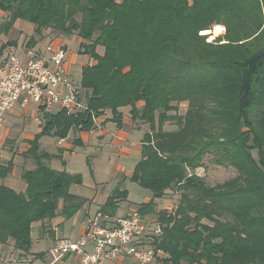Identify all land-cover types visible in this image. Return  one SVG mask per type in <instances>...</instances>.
<instances>
[{
    "label": "trees",
    "instance_id": "obj_1",
    "mask_svg": "<svg viewBox=\"0 0 264 264\" xmlns=\"http://www.w3.org/2000/svg\"><path fill=\"white\" fill-rule=\"evenodd\" d=\"M0 12L4 35L17 21L32 25L27 49L49 33L75 36L78 54L92 60L77 84L85 109L38 108L40 131L21 153L33 163L21 173L24 192L3 184L14 164L0 161V244L11 240L26 255L34 223L68 220L87 202L70 192L81 175L53 169L61 156L39 138L89 132L106 113L121 129L127 109L147 127L129 180L152 196L133 209L161 229L148 238L165 255L155 264H264V0H0ZM15 45L0 46V62ZM205 159L235 176L206 183L196 173ZM169 192L178 196L174 209L156 211ZM127 196L118 186L95 213L121 217Z\"/></svg>",
    "mask_w": 264,
    "mask_h": 264
},
{
    "label": "built area",
    "instance_id": "obj_2",
    "mask_svg": "<svg viewBox=\"0 0 264 264\" xmlns=\"http://www.w3.org/2000/svg\"><path fill=\"white\" fill-rule=\"evenodd\" d=\"M56 44L53 40L39 50H28L25 60L14 49L7 51L5 61L0 62V131L17 105L64 110L67 114L85 109L82 91L66 68L67 50ZM160 233L153 219L143 218L134 209L115 218L97 212L88 218L84 237L75 242L57 241L48 252L50 264L66 255L75 256L78 264H155L165 255L149 245L148 238Z\"/></svg>",
    "mask_w": 264,
    "mask_h": 264
},
{
    "label": "rangeland",
    "instance_id": "obj_3",
    "mask_svg": "<svg viewBox=\"0 0 264 264\" xmlns=\"http://www.w3.org/2000/svg\"><path fill=\"white\" fill-rule=\"evenodd\" d=\"M4 21H6V14L0 12V25ZM30 28H32L31 24L24 21H17L16 25L9 31L7 35L0 33V46L5 44L7 41H14L16 42L15 47H25L24 45H26L28 38L35 36ZM211 31H213V28ZM204 35L208 36L207 41L212 40H210V34ZM46 36H48L46 38H50L51 41L57 39L50 33ZM46 44V40L42 39L39 46H45ZM56 46L59 48L66 47L68 54L75 53L77 52L76 37L72 36L69 39L60 37V40L57 41ZM4 53L5 52H3V54ZM3 54L0 55V59L2 58ZM71 76L73 77L75 84L80 83V73L74 72ZM180 106V113H183L185 105L181 104ZM127 112V109L123 110L126 119ZM40 121L41 119L39 113L37 116H35L30 112H19L16 117L14 116L12 119H10L9 122L5 124V130L3 134H1L2 139L0 141V161H5V157H1L3 153L13 152L18 154L19 152H24L27 149L25 140L27 138H31L35 132L38 131ZM143 129L146 130L147 127H143ZM140 133H142V131ZM69 138L74 139V135L70 133ZM110 139L111 135L109 133L102 141L94 140L87 146L75 145L76 149L74 153L67 152L62 156V158L54 159L50 163L53 169L60 168L69 173L80 174L82 177V184L77 185L75 191L81 197H84L88 200L92 199V205L86 202L81 210V213H76L70 219L65 220L61 216H57L51 221L52 228L57 229L59 227L60 230L63 228V234H61L62 231L59 233L60 238L74 240L75 237H77L79 226L82 225V223L84 224L88 219V217L84 214V211H89L90 216H92L98 208L97 205L94 204L95 200L93 201V195L94 193L96 194V191H100L99 193H102L101 191H103V195L110 194V192L118 186H120L121 189L127 190V202L120 204L116 216H122L128 206L137 208L139 204L146 202L152 197L149 191L140 188L137 184L129 180L133 167L139 158L131 156L129 159H125L121 157V153L118 151L120 148L117 145L112 144ZM58 141L59 140L57 138L41 136L38 142L41 149L54 155H59L60 150L62 149H60L61 147L58 148L56 146ZM62 161L64 162V166L62 165ZM26 163L27 164L22 170L26 168H33L32 162L26 161ZM204 165L205 167L197 169L196 173L202 176L206 183L210 185L222 183L223 181L235 176V172L232 169L214 167L209 163L208 159H205ZM117 167H120L123 170L119 172L116 170ZM18 168H16L13 174L17 178L20 175V168ZM19 182L22 184L24 183L23 180H19ZM15 185L16 184H14V186ZM177 200V194L172 192L166 193L162 200L158 202L159 206L156 208V211L166 210L167 212H171L176 206ZM60 209L61 208H59V210ZM59 221L64 222L58 224L57 222ZM50 236L51 235H49L47 232L44 233L41 228L33 227L31 228L30 234L32 244L28 255H23L21 252L14 250L13 246L6 244L3 246L0 245V256H6L5 260L9 262V254L16 251L15 256L12 257L13 259L15 258L13 260L14 263L12 264H48L50 257L47 255V251L52 243ZM38 254H44V257L42 259H36L33 262H30V260ZM18 259L21 260L18 261Z\"/></svg>",
    "mask_w": 264,
    "mask_h": 264
},
{
    "label": "crops",
    "instance_id": "obj_4",
    "mask_svg": "<svg viewBox=\"0 0 264 264\" xmlns=\"http://www.w3.org/2000/svg\"><path fill=\"white\" fill-rule=\"evenodd\" d=\"M15 25H16V23L14 24V26ZM30 29L33 32V27L30 28ZM45 40L48 43L49 39L45 38ZM58 40H60V39H56L54 41L57 42ZM76 43L78 44V40L77 39H76ZM39 44L40 43H38L34 48H30V49H27L26 45H24L25 47L17 46V47H14V48H16L15 50H16V53L18 54V56L22 60H25L27 58L26 52L28 50H39V49H41L43 47V46L40 47ZM25 49H27V50L25 51ZM65 63H66V68L68 70V73L70 75H72L74 72L81 73V69L83 67H85L86 65L91 64L92 60L86 55H79L78 51H77L75 53H69V54L67 53L66 54ZM19 112H25V113L26 112H28V113L30 112L31 114H34L35 116H37L38 115V108L35 107L34 105H32V106H30L28 108H24V107H21L20 105H17L15 107V109L7 115L6 123H8L9 120L12 119L14 116L16 117ZM109 117H110V114L106 113V114L101 115L98 118H96L95 121H94V128H93V130H91L89 132H73V131H70L69 134L72 133L74 135V139H70L69 138V134H68L67 139H65V140H59L58 139L59 141L57 142L56 146L58 148L61 147L60 149H62V150H60V154H59L61 156V158L67 152H70V153H74L75 152V149H76V146L74 144V140L75 139H80V141L82 143V146H87L94 140H101V141L104 140V138L110 133V135H111L110 141H111L112 144L117 145L120 148L118 151L121 153V157H123L125 159H129L131 156H133V157H138L139 160H140V147H141L140 140L142 139V136H143L144 131H145L143 129V127L133 124L127 118V119L123 120V127L121 129H117L114 123L107 121V119ZM5 126L0 131V141L2 139L1 134H3V132L5 130ZM39 131H40V129L38 128L37 132H39ZM141 131H142V133H140ZM37 132H35V134ZM33 136L31 138H27L25 140L27 148L29 147L28 144H27V141L33 139ZM21 153L22 152H19L18 154L13 153V152L12 153L6 152V153H3L1 155V157H5V161H3V162H7V161H9L12 158L14 167H13L12 173L9 175L11 177L8 176L5 180H3V184L6 185L7 187L13 189L16 192H24L25 188H26L25 183L22 184V183L19 182V180H22L21 179L22 169L27 164L26 161H24V159L22 158ZM18 167L20 168V175L17 178L13 174H14L16 168H18ZM56 170L60 171L62 169L56 168ZM116 170L121 172L123 169L120 168V167H117ZM15 180H18V181H15ZM14 184H16V185L14 186ZM76 186L77 185L71 186L70 192L72 194H74V195L80 196L75 191ZM99 192L100 191H96V194L94 193V195H93V201L95 200L94 204L97 205V207H98V208L96 207L97 209H99L104 204L106 198L109 195V194H104L103 195L102 194L103 191H101L102 193H99ZM97 194H98V196H97ZM82 198H84V197H82ZM86 200H87L88 203H90V205H92V203H91L92 199L91 200L86 199ZM120 204H119V206H120ZM132 209L133 208L131 206L130 207L128 206L127 209L125 210V213L129 212ZM81 210H79L77 213H79V212L81 213ZM84 214H86L85 211H84ZM51 221L49 223H47L46 225H42L41 223H34L32 225V228L33 227H35V228H44V227H46L47 230L50 233H52V235L50 236L51 239H52V243L49 246V249L47 251V255H48L49 250H51L53 247H55V245H56L58 240L66 239V238H60V236H59L60 235L59 233H61V231H62L61 234H63V228L61 230H60L59 227L57 229L56 228H52L51 227ZM63 222L64 221H59L57 223L59 224V223H63ZM58 226H60V225H58ZM86 226H87V220H86V222L84 224L82 223V225L79 226V229L77 231V237H75L74 240H71V239H68V238H67V240H69L71 242H75V241H78L80 238L84 237ZM7 244H9L10 246H13V242L11 240H8ZM0 245L3 246V244H0ZM86 248L90 249L91 245L88 244L86 246ZM15 252L16 251L11 252L9 254V256H8L9 257V262H7L5 260L6 256H3V255L0 256V264H12V263H14L13 260L15 258L13 259L12 257L15 256ZM26 255H28V254H26ZM30 262H33V260L30 261ZM50 262H51V258H50V261L48 260V264H50ZM53 264H78V260L73 255H66L62 260H60V261H58L56 263H53ZM114 264H126V263H121V262L117 261Z\"/></svg>",
    "mask_w": 264,
    "mask_h": 264
}]
</instances>
